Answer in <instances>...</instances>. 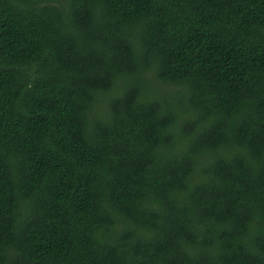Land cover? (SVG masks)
<instances>
[{
    "label": "trees",
    "instance_id": "16d2710c",
    "mask_svg": "<svg viewBox=\"0 0 264 264\" xmlns=\"http://www.w3.org/2000/svg\"><path fill=\"white\" fill-rule=\"evenodd\" d=\"M0 264H264V0H0Z\"/></svg>",
    "mask_w": 264,
    "mask_h": 264
}]
</instances>
